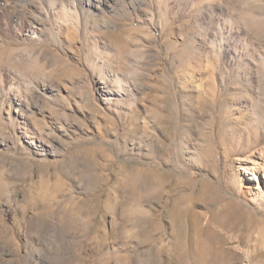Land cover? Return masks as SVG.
<instances>
[{
  "label": "rangeland",
  "instance_id": "1",
  "mask_svg": "<svg viewBox=\"0 0 264 264\" xmlns=\"http://www.w3.org/2000/svg\"><path fill=\"white\" fill-rule=\"evenodd\" d=\"M7 48L0 264H177L171 211L226 208L264 264V0H0Z\"/></svg>",
  "mask_w": 264,
  "mask_h": 264
},
{
  "label": "bare ground",
  "instance_id": "2",
  "mask_svg": "<svg viewBox=\"0 0 264 264\" xmlns=\"http://www.w3.org/2000/svg\"><path fill=\"white\" fill-rule=\"evenodd\" d=\"M9 53L8 48L0 49V65L4 63ZM250 126L246 125L242 129L247 134L245 137L242 136L241 146L237 144L236 147V151L241 154L253 149L259 142H264V132H257ZM171 212L175 225H178V235L167 254L175 259L177 264H234L240 261V254L228 246L230 239H236L238 243L244 242L248 232L258 222L253 216H243L229 208L212 212L210 220L206 223L195 215L196 213L185 217L175 209ZM259 234L264 238V226ZM158 259H160L158 255H154L156 262ZM251 260L252 258H249V264L252 263Z\"/></svg>",
  "mask_w": 264,
  "mask_h": 264
}]
</instances>
